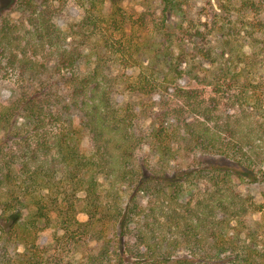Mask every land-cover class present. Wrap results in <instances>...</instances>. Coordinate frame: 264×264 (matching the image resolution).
Wrapping results in <instances>:
<instances>
[{
    "label": "trees",
    "instance_id": "trees-1",
    "mask_svg": "<svg viewBox=\"0 0 264 264\" xmlns=\"http://www.w3.org/2000/svg\"><path fill=\"white\" fill-rule=\"evenodd\" d=\"M68 1L0 17L18 79L0 102V264H264V190H240L264 186V0H207L251 17L241 46L188 0H72L83 15L62 28Z\"/></svg>",
    "mask_w": 264,
    "mask_h": 264
},
{
    "label": "rangeland",
    "instance_id": "rangeland-1",
    "mask_svg": "<svg viewBox=\"0 0 264 264\" xmlns=\"http://www.w3.org/2000/svg\"><path fill=\"white\" fill-rule=\"evenodd\" d=\"M14 1L12 0H0V17H6L9 16L13 21L19 22L20 20H25L26 17L24 15H21L17 12L16 7L14 5ZM142 3V0H125L121 6L125 8L128 14H135V12L140 11V5ZM189 3V13L191 16L195 19V24H197V19H200L201 22L205 21L207 19V22H215L217 27H223L221 31L225 32L226 34H229L230 36L227 37L233 38L231 43L232 45H243L244 41H247L248 39V33L251 32V26L249 23H252V19L249 16L241 17L240 20L235 19V14H229L224 13L223 11H219L217 7L213 6V3H208L207 0H188ZM260 9H264V4ZM83 15V12L81 9L76 5V3L72 0L68 1L64 7V10L56 15L54 17V22L58 24L60 27L64 28L67 24L77 21L81 18ZM202 28V27H200ZM219 31V32H220ZM249 40V39H248ZM227 49V47H225ZM245 50H248L247 46L245 45ZM3 65V63H2ZM0 64V102L3 103H10L14 97L16 92L14 91V86H16V81L18 80L16 75L11 72L5 70V68ZM113 71L115 72V68H113ZM216 70L210 68V71L207 72L209 76H212ZM258 76L262 79V82H264V69L258 70ZM199 91H202V97L205 100H209L210 98H213V94L210 92L209 88H198ZM18 92V91H17ZM122 95V94H121ZM164 97H162L163 99ZM138 102L142 103H152L153 98L149 97H141L140 99L138 97L134 98ZM156 101V104L160 101V99H154ZM220 99H217L219 101ZM125 99L123 98H116V103H123ZM220 101H225V98L221 99ZM223 102L220 103L223 104ZM154 104V102H153ZM74 126L76 128L79 127V116L78 113L73 111L72 114ZM147 119V120H146ZM141 120L138 125L137 129H143V127H147L148 125V118ZM262 121L263 119L260 118ZM80 142H79V148L80 151L85 154L89 155L92 151V141L91 136L85 129H80ZM146 147H142L139 150V155H144L146 153ZM261 168L264 171V163L262 164ZM240 190L242 193H249L253 201L257 204H261L263 201V190L264 186L260 184H252L247 186H241ZM26 212V211H25ZM259 215L255 214L253 216V220H255V223L259 226L262 221L258 219ZM78 219L80 221H84L86 217L84 215H79ZM45 240L51 239V231H48L44 234H42Z\"/></svg>",
    "mask_w": 264,
    "mask_h": 264
}]
</instances>
